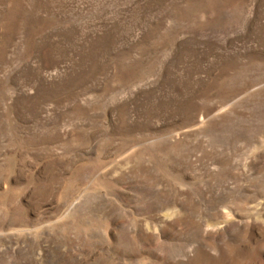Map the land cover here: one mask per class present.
Instances as JSON below:
<instances>
[{
    "label": "rangeland",
    "instance_id": "1",
    "mask_svg": "<svg viewBox=\"0 0 264 264\" xmlns=\"http://www.w3.org/2000/svg\"><path fill=\"white\" fill-rule=\"evenodd\" d=\"M0 264H264V0H0Z\"/></svg>",
    "mask_w": 264,
    "mask_h": 264
}]
</instances>
